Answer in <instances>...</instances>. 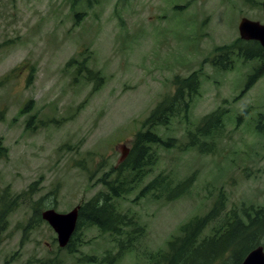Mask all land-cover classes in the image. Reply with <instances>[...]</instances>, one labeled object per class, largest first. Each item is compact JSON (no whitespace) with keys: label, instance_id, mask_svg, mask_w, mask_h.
Listing matches in <instances>:
<instances>
[{"label":"rangeland","instance_id":"374dc122","mask_svg":"<svg viewBox=\"0 0 264 264\" xmlns=\"http://www.w3.org/2000/svg\"><path fill=\"white\" fill-rule=\"evenodd\" d=\"M260 2L0 0V139L7 147L0 157V203L15 202L0 233V264H99L77 258L116 254L109 234L84 225L76 252H68L41 214L69 212L104 190L101 178L119 167L125 149L130 154L157 102L177 91L175 78L194 72L200 88L189 114L181 110L158 128L163 137H176V146L154 148L149 174L117 200L145 233L115 264H148L146 251L166 249L181 224L205 214L221 195L227 209L264 207V74L248 84L263 63L244 59L234 45L242 39V17L264 21ZM231 44L236 48L218 51ZM225 52L232 65L223 69L214 60ZM86 68L103 77L96 91ZM218 108L226 115L214 151L189 147L186 132ZM158 174L170 175L173 184L195 180L172 201L135 199Z\"/></svg>","mask_w":264,"mask_h":264},{"label":"trees","instance_id":"16d2710c","mask_svg":"<svg viewBox=\"0 0 264 264\" xmlns=\"http://www.w3.org/2000/svg\"><path fill=\"white\" fill-rule=\"evenodd\" d=\"M234 45L242 51L244 59L264 60V48L260 43L239 38ZM234 45L220 46L218 51L231 50L236 48ZM214 63L223 66V69L227 67L225 63L232 65L229 52L219 54ZM81 70L82 66L79 67V71ZM263 74L264 62L251 74L248 84L251 85ZM85 75L86 79L94 83V91L103 83V77L97 70L86 68ZM175 85L177 91L158 101L142 122L130 154L119 163V167L111 169L101 178L104 190L80 204L77 228L67 246L63 247L68 252L75 253L77 245L80 244L77 235L81 226H96L112 237L118 252L111 254L107 251L108 254L100 261L94 255H85L78 257V262L115 264L126 251L137 248L135 241L142 239L145 226L134 215L122 212L117 200L136 190L149 174L150 167L152 168L158 156L156 147L176 146L178 139L163 137L158 128L168 126L181 110L185 111V117L189 114L190 98L199 92L200 73L194 72L185 78H175ZM225 115L226 112L220 108L205 115L194 131L186 132L189 140L187 145L196 146L198 150L206 153L214 151L213 137L224 130ZM202 138H208L210 142ZM4 155H7V147L0 139V157ZM193 176L173 184L176 180L170 175L158 174L141 187L135 199L150 195L156 199L164 197L167 201L175 200L189 192L195 180ZM14 203L6 207H2L0 203V233L7 229L8 216ZM210 225V233H204ZM259 245L264 246V207L242 206L240 209H227V198L221 195L205 214L195 215L181 224L179 233L168 240L166 249L146 251L144 254L148 264H241L248 252ZM40 264L47 263L41 259Z\"/></svg>","mask_w":264,"mask_h":264},{"label":"water","instance_id":"95a60500","mask_svg":"<svg viewBox=\"0 0 264 264\" xmlns=\"http://www.w3.org/2000/svg\"><path fill=\"white\" fill-rule=\"evenodd\" d=\"M238 27L242 39L257 40L264 47V23L244 16L241 18ZM127 150L128 148L123 152L122 160L126 157ZM79 208L80 206L78 205L69 212H59L54 208H49L42 212V217L57 233L61 247L67 246L77 228ZM241 264H264V246L259 245L249 251Z\"/></svg>","mask_w":264,"mask_h":264},{"label":"flooded vegetation","instance_id":"af4514ba","mask_svg":"<svg viewBox=\"0 0 264 264\" xmlns=\"http://www.w3.org/2000/svg\"><path fill=\"white\" fill-rule=\"evenodd\" d=\"M260 4H261V6H262V9H263V11H264V7H263V0H262V2H260ZM257 21H260V20H257ZM261 23H264V21L262 22V21H260ZM248 41H254V42H258V43H260L259 41H257V40H254V39H251V40H248ZM261 44V43H260ZM262 46V45H261ZM264 48V47H263ZM223 55V54H222ZM260 60H262V63L264 62V60L263 59H261V58H259Z\"/></svg>","mask_w":264,"mask_h":264}]
</instances>
